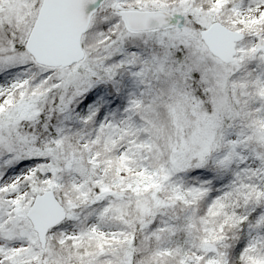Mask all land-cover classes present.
<instances>
[{
	"label": "snow or ice",
	"instance_id": "snow-or-ice-1",
	"mask_svg": "<svg viewBox=\"0 0 264 264\" xmlns=\"http://www.w3.org/2000/svg\"><path fill=\"white\" fill-rule=\"evenodd\" d=\"M0 264H264V0H0Z\"/></svg>",
	"mask_w": 264,
	"mask_h": 264
}]
</instances>
